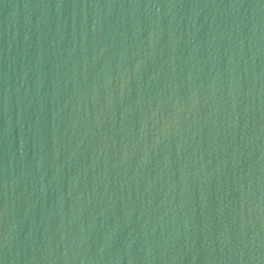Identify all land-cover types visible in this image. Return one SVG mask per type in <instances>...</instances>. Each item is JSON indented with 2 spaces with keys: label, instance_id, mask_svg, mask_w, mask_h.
Masks as SVG:
<instances>
[{
  "label": "water",
  "instance_id": "1",
  "mask_svg": "<svg viewBox=\"0 0 264 264\" xmlns=\"http://www.w3.org/2000/svg\"><path fill=\"white\" fill-rule=\"evenodd\" d=\"M0 264H264V0H0Z\"/></svg>",
  "mask_w": 264,
  "mask_h": 264
}]
</instances>
